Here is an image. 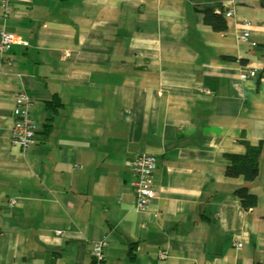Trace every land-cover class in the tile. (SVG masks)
<instances>
[{"label":"crops","instance_id":"obj_1","mask_svg":"<svg viewBox=\"0 0 264 264\" xmlns=\"http://www.w3.org/2000/svg\"><path fill=\"white\" fill-rule=\"evenodd\" d=\"M204 7L224 9L226 31ZM1 30L28 45L0 56V264H91L101 239L102 264H264L262 0H20ZM20 91L36 123L25 150L11 142ZM243 142L261 148L249 183L225 175ZM136 153L156 160L143 210Z\"/></svg>","mask_w":264,"mask_h":264},{"label":"built area","instance_id":"obj_2","mask_svg":"<svg viewBox=\"0 0 264 264\" xmlns=\"http://www.w3.org/2000/svg\"><path fill=\"white\" fill-rule=\"evenodd\" d=\"M20 0H0V10L5 19L11 17L12 7ZM232 15V10L225 12L226 17ZM250 23H244V29L240 36L241 42H246L250 35ZM21 44L28 45L19 36L4 30L0 31V56L9 49L11 45ZM255 45V43H251ZM249 77L255 76L254 71H249ZM33 107L31 97L25 92L20 91L15 94V104L13 108L14 123L12 126L11 142L21 150H25L33 143L36 132V123L30 117V111ZM130 171L134 174L136 180L131 183L132 191L135 196V209L143 210L150 201L156 196L153 185L154 171L156 169V160L152 155L146 153H136L129 160ZM60 234L61 231L56 232ZM107 245L105 239L91 242L89 256L91 264H102L104 261V249ZM242 244L238 243L237 247L241 248ZM159 259L164 261L166 256L159 253Z\"/></svg>","mask_w":264,"mask_h":264},{"label":"trees","instance_id":"obj_3","mask_svg":"<svg viewBox=\"0 0 264 264\" xmlns=\"http://www.w3.org/2000/svg\"><path fill=\"white\" fill-rule=\"evenodd\" d=\"M264 0H262V4ZM220 13H215L211 7H204L202 12L204 14V21L210 25L214 31L224 32L227 29L226 22L223 17L224 9L222 7ZM263 78V77H261ZM245 152L243 154H225L228 161L225 175L229 178L242 177L246 183L253 181L259 173V160L261 155V148L259 145L253 146L248 142H243ZM235 194L240 199L244 210H250L257 204V198L250 193L248 186H242L236 189Z\"/></svg>","mask_w":264,"mask_h":264}]
</instances>
